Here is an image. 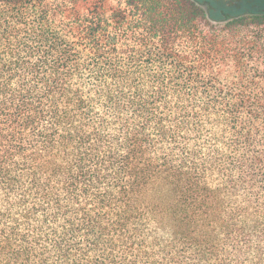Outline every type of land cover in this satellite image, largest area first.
<instances>
[{"label":"trees","instance_id":"trees-1","mask_svg":"<svg viewBox=\"0 0 264 264\" xmlns=\"http://www.w3.org/2000/svg\"><path fill=\"white\" fill-rule=\"evenodd\" d=\"M0 264H264V0H0Z\"/></svg>","mask_w":264,"mask_h":264}]
</instances>
